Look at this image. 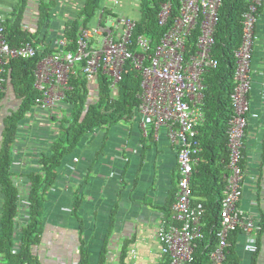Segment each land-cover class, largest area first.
<instances>
[{"label": "built area", "instance_id": "2783aa9c", "mask_svg": "<svg viewBox=\"0 0 264 264\" xmlns=\"http://www.w3.org/2000/svg\"><path fill=\"white\" fill-rule=\"evenodd\" d=\"M2 1L4 0H0V93L8 81V66L11 61L35 58L42 55L43 50H51L41 57L34 70V88L38 93L34 107L40 111L38 121L49 122L54 117L61 116L66 92L71 90L70 77L76 75L78 69L92 87L89 97L92 100L96 99L100 72L110 79L113 95L117 93V86L123 79L127 65L140 77V104L136 110L141 116L140 126L145 130V120L152 122L156 138L159 131L164 129L170 145L177 152L179 179L171 211L172 224L167 229L164 225L159 227L158 240L168 257V264L191 263L198 243L204 238L205 216L203 203L193 202L191 179L199 164V129L205 121L202 109L204 74L218 65L212 57V49L223 0H181L178 17L154 51L151 40L145 36L133 39L136 19L127 12L130 8L138 9L139 0L127 3V11L120 15L116 14V9L122 0H104L92 22L80 30L73 50H69L72 42L65 36V27L76 18L80 9L71 13V1L81 4V0H58V4H62L61 8L53 13L54 20L46 42L40 47L35 46L34 40L15 47L8 43L5 22L12 6L7 13ZM40 2L41 0H29L26 20L29 19L30 22L24 23V29L32 32L29 25L36 24L39 20ZM263 4L264 0L250 1L242 21V44L235 52L237 66L235 87L231 95L233 115L228 131L229 174L225 177L227 185L221 203L222 228L217 234L220 242L211 254L212 264H224L230 232H243L247 236L244 249L254 255L259 249V234L264 231L263 223L249 217L239 206L245 180V169L242 166L245 131L249 118L258 116L251 112L249 95L253 84L258 10ZM107 10L112 13L106 15ZM171 14L172 3L169 1L161 7L159 25L166 26ZM61 18L64 19V26L58 23ZM196 30L198 33L194 51L187 56L188 39ZM77 161L75 158L74 162ZM13 166H17L16 161ZM21 190L20 204L27 210L30 201L24 194V189Z\"/></svg>", "mask_w": 264, "mask_h": 264}, {"label": "crops", "instance_id": "0c3cea01", "mask_svg": "<svg viewBox=\"0 0 264 264\" xmlns=\"http://www.w3.org/2000/svg\"><path fill=\"white\" fill-rule=\"evenodd\" d=\"M122 1L124 11L129 0ZM83 2L71 1V13ZM2 3L8 13L14 1ZM58 23L64 26V19ZM29 26L32 32L36 30V24ZM256 35L250 104L258 116L249 118L245 131V180L239 206L264 225V4ZM19 105L9 78L0 93V135L3 119ZM67 109L62 104L61 114ZM39 113L35 108L27 113L13 148L17 166L12 172L23 191L29 181L22 175L38 169L39 158L50 151L59 134L61 116L43 122L37 119ZM140 122L141 116L135 113L110 129H98L86 135L64 160L55 184L46 191L44 231L34 248L37 264H79L83 255L89 264H102L105 253L103 264H122L124 254V264H168L157 235L174 203L177 152L164 129L156 138L153 123L145 120L144 130ZM1 206L0 192V218ZM17 220L18 224L26 222L25 210ZM17 233L20 236L19 229ZM246 242L247 236L239 232L235 252L240 264H264V231L259 234L256 254L245 251Z\"/></svg>", "mask_w": 264, "mask_h": 264}, {"label": "trees", "instance_id": "16d2710c", "mask_svg": "<svg viewBox=\"0 0 264 264\" xmlns=\"http://www.w3.org/2000/svg\"><path fill=\"white\" fill-rule=\"evenodd\" d=\"M172 3V14L166 26L159 25V13L163 4ZM251 0H223L219 9V21L215 31V44L212 57L217 67L204 74V90L202 109L205 121L200 127L201 152L198 154L199 164L191 179L193 202L203 203L205 216L203 219L204 238L194 251L193 261L189 264H212L211 254L219 245L218 232L221 230V207L226 191V175L229 174V121L233 115L231 95L235 87L236 58L235 52L240 48L243 39V17L248 11ZM29 0H14L9 16L5 22V33L8 43L18 46L21 43L35 41V46L45 44L48 31L53 23L58 0H41L39 20L36 30L24 29ZM104 0H84L76 13V18L68 22L65 36L72 42L69 50L75 49L79 32L86 28L96 16ZM132 4L133 0L127 1ZM123 2L117 6L116 14L121 10ZM181 0H139L138 9L130 8L127 14L136 19L133 39L145 36L151 40L152 50L161 43L162 38L173 25L179 15ZM261 7L258 12H262ZM112 12L107 10L106 15ZM115 14V15H116ZM196 30L188 39V54L194 51ZM41 49V48H40ZM51 50H43L42 55L27 60H13L8 66L7 79H11L14 93L20 101L16 111L11 112L2 122L0 143V192L2 195L0 218V257L3 264H37L34 248L40 242L44 231V213L46 191L57 179L59 168L64 160L71 156L82 139L98 129H110L120 123L124 117L136 113L140 104L141 79L127 65L122 81L113 95L110 79L100 72L98 74V91L96 99H90L91 89L86 77L78 69L76 75L70 77L71 90L66 92L63 105L68 108L59 118V134L54 139L49 152H44L38 160V169L32 170L22 177L28 181L25 195L30 206L23 208L20 204L21 186L16 185L12 172L13 148L17 141L18 130L22 120L33 108L38 96L34 88V70L42 56ZM250 99V95H249ZM57 121V118H54ZM245 151V146L243 153ZM245 154L242 166L245 169ZM179 179V178H178ZM178 183V181H177ZM177 190L174 192V202ZM173 204H170L172 207ZM168 208L166 214L168 213ZM76 208H74L75 210ZM26 211L27 220L18 224L20 211ZM163 223L167 229L172 224V212L168 213ZM20 231L18 236L17 230ZM238 230L232 231L225 249L224 264H240L235 252ZM106 253L101 262L105 263ZM122 258V264H124ZM79 264H89L86 255Z\"/></svg>", "mask_w": 264, "mask_h": 264}, {"label": "clouds", "instance_id": "9594fccd", "mask_svg": "<svg viewBox=\"0 0 264 264\" xmlns=\"http://www.w3.org/2000/svg\"><path fill=\"white\" fill-rule=\"evenodd\" d=\"M34 108H35V107L33 106L32 109H34ZM61 112H62V111H61ZM61 117H62V114H61ZM61 117H60V118H61ZM54 118H56V117H54ZM58 118H59V117H58ZM53 120H54V119H53ZM55 121H56V120H55ZM13 162H14V160H13ZM12 168H13V167H12ZM16 185H17V186H19V185L22 186V185L19 184L18 182H16ZM240 208H241V207H240ZM241 209H242V208H241ZM242 210H243V209H242ZM243 211H244V210H243ZM244 212H245V211H244ZM262 223H263V222H262ZM241 233H242V232H241ZM261 233H262V232H261Z\"/></svg>", "mask_w": 264, "mask_h": 264}, {"label": "rangeland", "instance_id": "374dc122", "mask_svg": "<svg viewBox=\"0 0 264 264\" xmlns=\"http://www.w3.org/2000/svg\"><path fill=\"white\" fill-rule=\"evenodd\" d=\"M11 1H13V0H11ZM110 24H108V26H109Z\"/></svg>", "mask_w": 264, "mask_h": 264}]
</instances>
